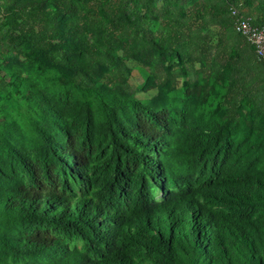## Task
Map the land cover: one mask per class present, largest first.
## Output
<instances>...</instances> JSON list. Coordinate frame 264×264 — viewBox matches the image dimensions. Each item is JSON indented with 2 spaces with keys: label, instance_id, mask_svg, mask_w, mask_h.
Instances as JSON below:
<instances>
[{
  "label": "trees",
  "instance_id": "obj_1",
  "mask_svg": "<svg viewBox=\"0 0 264 264\" xmlns=\"http://www.w3.org/2000/svg\"><path fill=\"white\" fill-rule=\"evenodd\" d=\"M231 10L264 30V0H0L32 115L1 122L0 264H264V62Z\"/></svg>",
  "mask_w": 264,
  "mask_h": 264
},
{
  "label": "rangeland",
  "instance_id": "obj_2",
  "mask_svg": "<svg viewBox=\"0 0 264 264\" xmlns=\"http://www.w3.org/2000/svg\"><path fill=\"white\" fill-rule=\"evenodd\" d=\"M126 63L133 69V72L129 79V84L131 85L133 91V97L138 101L147 102L155 94V89H152L148 92L142 91L140 84L141 80H143L145 70L139 63L134 60H128ZM0 80H7L6 73L4 69L1 68ZM177 81L179 84L180 79H178ZM223 98V96H217L216 98H214V100L212 101L213 106L221 105L222 108L226 107L227 103L223 101ZM4 117L6 119V122H13L14 124H16L19 130L22 131L25 135L29 136L31 134L29 118L32 117V115H30L25 102L11 89L0 86V131L5 128L1 124ZM153 193L156 199L160 200L162 198L161 193L158 191V189L154 188ZM75 244L77 246L80 245V243L78 242H76Z\"/></svg>",
  "mask_w": 264,
  "mask_h": 264
},
{
  "label": "built area",
  "instance_id": "obj_3",
  "mask_svg": "<svg viewBox=\"0 0 264 264\" xmlns=\"http://www.w3.org/2000/svg\"><path fill=\"white\" fill-rule=\"evenodd\" d=\"M234 19V30L253 48L256 58L264 62V30L251 24L248 17L231 10Z\"/></svg>",
  "mask_w": 264,
  "mask_h": 264
}]
</instances>
